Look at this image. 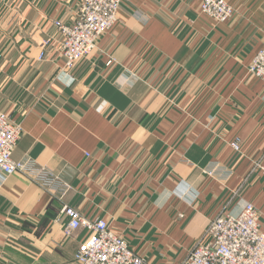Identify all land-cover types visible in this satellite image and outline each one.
Masks as SVG:
<instances>
[{
	"label": "crops",
	"instance_id": "crops-1",
	"mask_svg": "<svg viewBox=\"0 0 264 264\" xmlns=\"http://www.w3.org/2000/svg\"><path fill=\"white\" fill-rule=\"evenodd\" d=\"M226 1L233 16L216 22L198 0H122L95 54L64 71L53 21L71 23L79 0H0V110L22 130L12 157L69 185L0 174V264H74L86 232L64 235V204L151 264H183L246 202L264 227V78L247 71L264 0Z\"/></svg>",
	"mask_w": 264,
	"mask_h": 264
},
{
	"label": "built area",
	"instance_id": "built-area-1",
	"mask_svg": "<svg viewBox=\"0 0 264 264\" xmlns=\"http://www.w3.org/2000/svg\"><path fill=\"white\" fill-rule=\"evenodd\" d=\"M199 11L216 22L229 20L234 8L226 0H198ZM122 0H79L71 23L53 21L58 33V54L63 58V70L69 71L82 59L95 54L98 39L118 20ZM53 40L45 39L39 59ZM111 61H108L110 63ZM248 73L264 78V47L257 51L247 67ZM21 124L0 110V174L20 173L51 190L69 187L49 169L39 168L30 158L16 160L13 150L21 134ZM239 149V139L231 142ZM264 177V163L255 165ZM62 213L67 217L64 235L72 237L78 230L86 232L73 256L74 264H151L115 233L102 218L90 219L77 208L64 204ZM204 235L206 243L198 242L183 264H264V227L256 207L246 202L236 214L221 212L209 223Z\"/></svg>",
	"mask_w": 264,
	"mask_h": 264
}]
</instances>
